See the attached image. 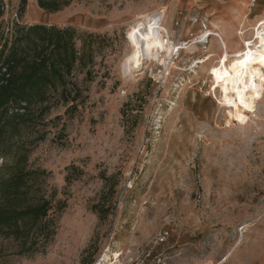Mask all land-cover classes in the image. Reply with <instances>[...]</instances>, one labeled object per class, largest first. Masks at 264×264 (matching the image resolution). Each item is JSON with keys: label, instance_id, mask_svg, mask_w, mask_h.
<instances>
[{"label": "rangeland", "instance_id": "obj_1", "mask_svg": "<svg viewBox=\"0 0 264 264\" xmlns=\"http://www.w3.org/2000/svg\"><path fill=\"white\" fill-rule=\"evenodd\" d=\"M2 3L0 46L16 22L100 39L88 79L72 77L85 105H52L21 135H44L28 167L45 171L41 190L63 206L50 212V240L26 254L0 236V264H264V84L251 112L222 104L217 85L264 0H72L54 13L26 0L21 18L20 0ZM161 10L177 54L134 67L126 33Z\"/></svg>", "mask_w": 264, "mask_h": 264}, {"label": "trees", "instance_id": "obj_2", "mask_svg": "<svg viewBox=\"0 0 264 264\" xmlns=\"http://www.w3.org/2000/svg\"><path fill=\"white\" fill-rule=\"evenodd\" d=\"M71 1L36 0V4L54 13ZM25 6L26 0H20L18 18ZM3 9L0 0V17ZM99 39L96 34H79L72 27L18 22L9 36H1L0 157L4 163L0 167V236L19 241L21 253L38 252L48 243L54 225L50 212L63 209L41 190L45 171L28 167L29 147L44 135L34 140H24L21 135L42 122L52 105L61 104L66 112L85 105L86 96L72 77L85 69L88 79L94 43Z\"/></svg>", "mask_w": 264, "mask_h": 264}, {"label": "bare ground", "instance_id": "obj_3", "mask_svg": "<svg viewBox=\"0 0 264 264\" xmlns=\"http://www.w3.org/2000/svg\"><path fill=\"white\" fill-rule=\"evenodd\" d=\"M164 15L162 10L158 12L157 17L141 14L127 31L125 39L132 51L134 67L144 64L147 60H156L161 66L165 65L167 60L173 61L171 56L176 48L169 39L168 29L163 22ZM255 27L252 40H243V32L240 31L238 35L242 39L243 48L233 53V58L236 59L234 62L237 65L230 70L225 67V75L220 82H217V85L222 86L220 101L222 104L233 105L237 109L244 108L247 111L254 109V101L259 88L264 84V18L259 19ZM207 33L203 32L201 38L205 39ZM226 59L224 63L227 62ZM207 61L208 59H204L201 64ZM260 65L263 67L260 68ZM172 69L182 71L175 67ZM235 113L238 114V111L235 110ZM119 255L118 253L114 255L115 263Z\"/></svg>", "mask_w": 264, "mask_h": 264}, {"label": "built area", "instance_id": "obj_4", "mask_svg": "<svg viewBox=\"0 0 264 264\" xmlns=\"http://www.w3.org/2000/svg\"><path fill=\"white\" fill-rule=\"evenodd\" d=\"M168 238V232L167 231H163L160 234H158L157 239H156V244H162L165 243L166 240ZM156 256H154L153 260L151 262H140V263H135V264H159L160 260L158 259L157 261H155Z\"/></svg>", "mask_w": 264, "mask_h": 264}]
</instances>
